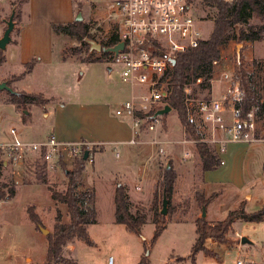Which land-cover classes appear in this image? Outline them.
I'll return each mask as SVG.
<instances>
[{
    "label": "rangeland",
    "instance_id": "rangeland-1",
    "mask_svg": "<svg viewBox=\"0 0 264 264\" xmlns=\"http://www.w3.org/2000/svg\"><path fill=\"white\" fill-rule=\"evenodd\" d=\"M94 2L97 3V0H0V37L12 10H14V27L10 34L11 41L13 39L18 41L22 24L28 22L25 39L18 46L10 41L6 49L2 51L4 59L0 63V82L8 80L10 86L28 93H41L43 98L24 107L14 106L8 101V95L0 91V143L8 140L5 128L14 125L12 121L15 123L17 119L25 123V133L28 136L26 138L31 140H38L39 136L43 139L48 133L53 132L58 141L83 140L103 143V145H92L93 152L101 151L102 146L105 149L102 153L95 154L94 163H85L81 178V188H93L97 192L99 222L92 223L88 227L92 243L88 244L79 240V246L73 254L76 264H139L142 257L149 260V264H165L168 261L173 264H192L190 261L178 263L176 259L181 255L189 254L195 237L194 223L191 219L193 197L196 198L194 190L186 192L185 195H182V190H177L176 199L174 200V197L170 199V213L166 214L170 220L166 228L157 242L147 247L154 230L151 222L153 209L160 211L162 208L160 183L164 176V168L169 165L168 162H171L176 176L174 188L178 180L182 184L184 179L194 180L197 183L201 174L194 143L181 141L183 138L187 140L190 138L183 133L184 128L175 110L172 109L168 113L165 125L157 135H154V132H148L135 145H120V155L116 157L113 147L105 141L106 139L99 137L105 136L106 125L119 120V117L113 116L111 109L115 102L128 96L129 87L122 83L119 67L108 58L103 57L100 52L89 50V47H82L81 51L73 53L71 48L81 45H73L74 37L62 32L57 33L53 29V24L65 25L73 21L77 13H80V20L88 23L95 39H101L99 29H95V24L101 19V12L99 5ZM39 5L40 10H38ZM50 7H53L55 12H60V8L68 7L65 11L69 16H61L55 21L49 20L54 39L50 43L49 50L42 56L43 60L35 59L33 69L28 73L23 62L32 56L29 49L33 40L43 47V42L47 43L46 40L49 39L39 21L52 18L49 17V13L52 12ZM192 8L194 14L201 20L202 29L207 38L212 29V21L209 18L212 9L198 0L192 2ZM249 23L261 24L254 17L249 20ZM235 32L234 28L229 30L228 39L221 48L218 63L213 66L212 93L215 96L227 88L226 82L217 79L220 71L228 69L233 70L235 74L237 43L232 38ZM245 49L246 46L243 51ZM13 77L16 78L13 79ZM190 88L194 97L204 99L209 97L208 90L197 83H192ZM263 93L264 88L261 89L260 95ZM44 114L47 115L44 116ZM155 136L158 143L151 142ZM263 137L264 117L255 119V138L258 141L255 140L250 144L257 145L259 151L255 161L254 175L260 170L262 172L263 169L264 141L259 140ZM163 140L166 143H161ZM160 147H164L163 152L159 150ZM77 157L79 156L66 154L62 162L65 163L66 168L71 169L72 161ZM124 158H126L124 166L128 168L127 173L117 175L115 182L125 180L126 185L130 184V177L132 178L138 170L144 173L145 177H149V182L153 179L157 181L155 189L151 188L150 192L141 194L142 200L133 201V205L144 210L147 215V222L142 226L140 234L125 230L123 225L110 218L112 178L110 166H120L119 162ZM43 165L38 160L28 158L24 167H14L11 164H7L4 168L0 167V184H9L13 181L17 190L13 198L0 204V264H13L18 261L20 264H25L43 260L41 255L45 254L46 241L42 237L46 239V235L52 230L47 224L54 220V207H52L48 185L59 190L66 185L67 181L61 163L57 167ZM93 170L95 173L98 171L97 174L101 177H97ZM123 171L126 170L123 169ZM43 177L47 180V184L41 181ZM26 182L35 184H23ZM115 182L112 185H115ZM178 197L181 199L179 203L183 209L182 219L174 220L171 215L178 206L176 205ZM112 204L114 206V202ZM29 205L34 207V211L38 213V216L40 215L39 218L42 217L47 221L44 223L40 218L42 227L46 229L45 232L36 228L29 219L26 211ZM251 225L255 226V229L249 226L241 229L240 232L252 242L255 241L256 246L241 244L239 240L235 241L237 235L232 231L227 235V239L229 238L227 242L220 245V250H225L227 254L222 262H217L218 264H232L237 257V249L242 257L251 259L255 264H264V223ZM142 236L147 238V243L141 238ZM148 250H150L149 253H147ZM110 257L111 262H109ZM196 257L195 264H203L201 252Z\"/></svg>",
    "mask_w": 264,
    "mask_h": 264
},
{
    "label": "trees",
    "instance_id": "trees-1",
    "mask_svg": "<svg viewBox=\"0 0 264 264\" xmlns=\"http://www.w3.org/2000/svg\"><path fill=\"white\" fill-rule=\"evenodd\" d=\"M190 1L194 2V0ZM198 1L212 9L209 17L212 21L211 32L197 47L176 54L175 65L169 72L168 94L164 101L175 110L185 134L194 141L199 168L201 172H204L217 169L221 166L222 159L209 144L202 140L201 133L188 122L183 100V88L190 86L192 83H197L207 90L210 89L209 80L212 77L213 64L220 58L221 48L228 39L229 30L234 28L236 32L232 37L233 40L236 43H242L240 61L238 63L235 61V74L238 78L240 89L239 100L235 102V106L240 110L242 118H247L250 112H253L254 119L264 117V93L261 95L258 93L256 77L248 70L247 62L242 54L246 43L259 42L264 39V0ZM253 17L257 18L261 24L251 25L249 20ZM52 26L57 33L62 32L77 40H81L80 47L71 48L73 53L81 51L82 47H89V44L84 41L85 37L95 39L94 35L90 32L88 23L81 20L77 21L74 19L65 25L53 24ZM117 41V37L113 35L109 38L108 42H102V44L110 46ZM101 55L110 57L111 53L101 52ZM3 59V53L0 50V63ZM35 61L33 58L25 64L27 72L32 70ZM15 78L13 77V79ZM6 81L8 83V80ZM13 89L16 90L15 88ZM16 91L17 94L4 91L9 97L8 101L14 106L24 107L33 101L43 99L41 93L34 94ZM167 116L168 113L162 115L163 126L165 125L164 122ZM85 163L86 161L83 159V156L73 159L71 169L66 168L65 163L61 162V167L67 177L65 188L57 190L48 185V190L50 197L54 201L66 205L69 221L63 222L61 213L57 210L52 230L46 235V252L43 261L25 264H76L74 257L67 251L68 244L74 243L76 240H83L88 244L92 243L88 235L87 226L96 222L97 211L93 205L95 198L94 189L81 188L80 186L82 185L81 178L83 177ZM168 163L169 167L164 168V176L160 183L161 195L163 194L162 192H165L168 199L167 215L170 213L169 204L176 177L171 162ZM41 181L45 184L48 183L45 177ZM16 191L13 181L9 184H0V198L10 200L15 196ZM195 196L200 207L206 206L213 198V195L205 198L199 192H196ZM113 202L114 221L122 224L125 230L140 234L142 226L147 222V215L144 210L132 204L125 184L121 182L115 184ZM26 211L36 228L42 226L41 220L32 205L27 206ZM167 215H163L159 210L153 209L151 222L153 223L154 230L147 247L152 246L165 229ZM236 219L244 222H260L264 219V207L254 212H246L243 209V205L240 204L237 209L230 210L223 220L217 222H208L205 217L201 216L196 218L195 237L189 254L187 256H179L176 260L181 262L187 259L191 263H194L196 256L200 252L210 254V251L205 246V240L212 238L219 244L226 243L228 240L227 235L233 231L232 225ZM213 256H216V254L213 253ZM139 264H149V260L142 257ZM165 264H173V262L168 261Z\"/></svg>",
    "mask_w": 264,
    "mask_h": 264
},
{
    "label": "built area",
    "instance_id": "built-area-1",
    "mask_svg": "<svg viewBox=\"0 0 264 264\" xmlns=\"http://www.w3.org/2000/svg\"><path fill=\"white\" fill-rule=\"evenodd\" d=\"M95 4L99 5L101 12L95 29H99L102 37L94 40L102 44L114 35L118 39L116 43L124 42L123 49L116 55L111 53L108 59L119 67V77L129 91L125 99L115 102L111 111L114 116L129 119L131 137L127 143L135 145L145 133L154 132L157 135L163 129L162 115L156 114V111L166 104L164 99L168 94L172 68L168 57H176L177 53L197 47L206 37L190 0H97ZM72 44L81 45V40L75 39ZM159 50L164 51L166 56L161 55ZM217 79L227 84L218 96L212 93L214 77H211L208 98L192 96L190 86H185L183 100L188 122L219 155L225 152L229 143H250L256 138L253 112L242 118L235 106L240 96L236 74L224 69ZM6 133L8 140L0 143V161L6 160L14 167L24 166L28 158L57 167L66 154L81 157L84 151L88 152L85 161L93 163L96 152L91 151L92 145H103L83 140L58 141L53 132L40 140H28L15 126H9ZM157 140L155 136L151 142L158 143ZM181 141L194 143L186 138ZM115 146L112 150L118 156L119 150ZM159 150L163 152L164 147ZM7 200L0 198V204ZM236 235L240 240V235ZM232 264L255 263L238 253Z\"/></svg>",
    "mask_w": 264,
    "mask_h": 264
},
{
    "label": "crops",
    "instance_id": "crops-1",
    "mask_svg": "<svg viewBox=\"0 0 264 264\" xmlns=\"http://www.w3.org/2000/svg\"><path fill=\"white\" fill-rule=\"evenodd\" d=\"M55 6H57V5H55ZM40 9H41V6L39 5L38 10H40ZM67 9H68V7H65L64 9L60 8V12H55V10L52 7L51 8L52 12L49 13V17H52V18H50L48 20L40 19V21H39L40 26H42L44 28L45 32H47L46 34L48 35L49 39L46 40L47 43L43 42V47H42V45H40V43L34 42V40H33L32 46L29 49L31 51L30 53L32 54V56L29 58V60H26L25 62H23V65H25L27 62L30 61V59H33V58L38 59V60L40 59L41 61L43 60L42 56L45 54V52H47L49 50V47L51 45L50 43L54 39V35L52 34V30H51V27L49 24V20L55 21V19H58L61 16H64V15L69 16L68 13L65 11ZM27 26H28V22H24V24H22V30L20 32L21 34H20V38L18 39V41H14V39L11 41L16 46H18L19 43L25 39L24 36L26 33ZM46 46H47V48H46ZM245 46H246V49L244 51H242V54L244 56L245 61L248 63V70L250 72H252L256 77L257 89H258V93L260 94L261 89L264 88V39L262 41H259V42L258 41L257 42H248V43H246ZM217 63H218V61L215 62L213 64V66L215 64L217 65ZM108 70H109V68H108ZM30 72H28V73H30ZM232 72H233V70H232ZM11 87L15 88L18 91H24V90L17 89L15 86H11ZM46 115L47 114H44V116H46ZM14 122L15 123H13V121H12V124H14L12 126H15L20 130L21 136L24 137L25 139L31 140L30 138H26L28 136H26V133H25L26 132L25 131V127H26L25 123L20 122L19 119H17V121H14ZM7 129L8 128H5V131H7ZM105 129H106L105 136H102L99 138L106 139L105 141H107L108 144H110L112 147H114L116 145L115 147H118V150H119L120 145L128 144L127 141H129V139L131 137V128H130L129 119L127 117H119L118 121L115 120L111 123V125H108V126L106 125ZM183 133H184V131H183ZM41 137L42 136L37 137V138H39L38 140L42 139ZM259 140L264 141V137L262 139H259ZM256 141H258V140H256ZM163 143H166V141L163 140ZM251 143L252 142H250L248 144L246 142H244V143L243 142L229 143L226 147L225 152L219 154V157L222 159L221 166H219L215 170H208V171L201 172L200 178L197 180V183L194 182V180L188 181L187 179H184V182L182 184V182L180 180H178L176 187L174 188L173 196L171 197V199H173V197H174V200L176 199V196L178 194V191H177L178 189L182 190L181 191L182 195L183 194L185 195L186 192H189L190 190H194V194L196 192L203 194V196L205 198H207L210 195H213V198L205 206V211H206L205 218L208 222H217V221L223 220L230 210L237 209L240 206V204L243 205V209L246 212H254V211H257V210L261 209L262 207H264V164H263L262 172H260L261 171L260 170L257 174L254 175L255 161H256L257 153H259V151H258V146L257 145L252 146V145H250ZM104 149L105 148L102 147V150L98 151L96 153H102ZM263 153H264V151H263ZM119 155H120V150H119ZM115 156H116V154H115ZM118 156H116V157H118ZM125 160H126V158L122 159L119 162V165L121 167L120 166H115V167L110 166L111 167V170H110L111 175L110 176L112 178L110 181L111 198H110L109 205H110V211H111L110 218H112L113 220H114V206H112L113 205L112 202H113V194H114L115 185H112V184L116 181L115 177L117 175H119V174L124 175L127 173L128 168L124 166V164L126 162ZM7 164L10 165L8 162H7ZM6 165H1V167L4 168ZM122 167L126 171H123ZM93 172H94V170H93ZM97 173H98V171H97ZM97 173H95L96 176L101 177ZM137 177H138V179H137ZM139 177H140V179H139ZM133 178H136V179H133ZM178 178H179V176H178ZM149 180L150 179L148 176L145 177L144 173H141V171L138 170L137 172L134 173V176L132 175V178L130 177V184L127 183L128 185H126L125 180L121 181V183L125 184V186H126L127 193L129 195V199L132 202V204H133V201L136 202L138 200H142L141 194H143L145 192H150L152 189L156 188L157 181L155 179H153L152 182L151 181L149 182ZM126 181H128V180H126ZM16 182H18V181H16ZM117 182H120V180ZM117 182H115V184ZM23 184H35V183L26 182ZM181 184L183 186H181ZM64 188H65V186L59 190H63ZM94 191H95V198H94L93 205L97 211V217H96L95 223H98L99 220H98V209H97V195H96L97 192L95 189H94ZM193 198H194L193 199L194 205H193L191 219L194 223V229H195V219L200 217L201 208L199 207L196 198L195 197H193ZM179 199L180 198L178 197V199L176 200V202H177L176 205H178V206L172 212V215H171L174 220L182 219L181 214L183 212V209L180 206L181 203H179V202H181V199H180V201H179ZM51 200H52V204H53L52 207H54V209H53L54 218L56 215V211L59 210L61 213V216H62V221L68 222L69 216L67 214L66 205L64 203L56 202L52 198H51ZM35 210H37L36 206H35ZM195 211H197L196 214H195ZM208 217L209 218L211 217V218L209 219ZM40 218H41L42 222L47 223V221L44 220L42 217H40ZM169 220H170L169 217H167V222ZM253 223H257V224L258 223H264V219L260 222H244V221H241L239 219H236L232 225L233 231L235 233H238V235H240V238H241L243 236V234L240 232L241 229L248 228L249 226H252L251 224H253ZM53 224H54V220H53V222H50L47 225L49 226V228H52ZM89 225L87 226V231H88ZM252 227L254 228L255 226H252ZM163 231H162V233H163ZM162 233L160 234V236L162 235ZM160 236L158 237V239L160 238ZM42 238H43V240L46 241V239L44 237H42ZM141 238L144 241H146V243H147V238L145 236H142ZM238 239H239V237L237 236L235 241H237ZM157 240H156V242H157ZM78 242H79V240H76L74 243H70L67 246V251H69L72 256H73L74 252L76 251L77 247L79 246ZM251 244L256 246L255 241L252 242ZM220 245H222V244L217 243L212 238H207L205 240V246L210 251V254H206V253L201 252L203 264L204 263L218 264L217 262H222V260L225 258L227 253L225 252V250L224 251L220 250ZM238 250L239 249H237V255H238ZM147 253H149V252H147ZM213 253L216 254V256H213ZM44 256H45V254L41 255V257L43 259H44ZM214 257L217 259V261H215L216 259H214ZM31 259H32V257H31ZM186 261H188V260L186 259L184 262H186ZM109 262H111V260ZM184 262L182 261V263H184ZM178 263H180V262H178ZM195 263H196V260L192 264H195ZM13 264H20V262L19 261L14 262Z\"/></svg>",
    "mask_w": 264,
    "mask_h": 264
},
{
    "label": "water",
    "instance_id": "water-1",
    "mask_svg": "<svg viewBox=\"0 0 264 264\" xmlns=\"http://www.w3.org/2000/svg\"><path fill=\"white\" fill-rule=\"evenodd\" d=\"M13 16H14V10H12L8 20L6 21V27L3 31L2 36L0 37V50L1 51L5 50L7 44L11 41L10 34H11L13 27H14ZM80 19H81V15H80V13H77L75 20L79 21ZM85 41L89 44V50L97 51V52H100V51L108 52V53H113L114 55H116L118 53V51L122 50L124 47L123 41H120V42H118L112 46H103L101 43L97 42L94 39H90V38H85ZM241 46H242V43L236 44V60H237V62L240 61V48H241ZM158 52L161 55L166 56V53L164 51L159 50ZM168 59L171 63V66L173 67L175 65V62H176V57L171 56V57H168ZM108 68L110 70V67H108ZM0 91H7L11 94H17V91L14 90L10 85H8L7 81H5V80L0 82ZM171 110H172V108L168 104H165L164 107H162L161 109L156 111V114L164 115V114L169 113ZM24 113H26V111H24ZM87 154H88V152L84 151V154H83L84 160H86ZM6 164H7L6 160L0 161V167H1V165H6ZM167 167H169V165H167ZM167 203H168V199L165 195V192H163V194H162V208L160 210V213L163 215L167 214ZM205 215H206L205 206H202L200 216L205 217ZM39 228L42 230V232L46 231V229H44L42 226H40ZM239 242L241 244H251L252 243V241L249 238H247L246 236H242L240 238Z\"/></svg>",
    "mask_w": 264,
    "mask_h": 264
},
{
    "label": "flooded vegetation",
    "instance_id": "flooded-vegetation-1",
    "mask_svg": "<svg viewBox=\"0 0 264 264\" xmlns=\"http://www.w3.org/2000/svg\"><path fill=\"white\" fill-rule=\"evenodd\" d=\"M102 51H100V53H101ZM103 56V55H102ZM103 57H105V56H103ZM106 58H108L107 56H106ZM4 81V80H3ZM6 81V80H5ZM9 85V84H8Z\"/></svg>",
    "mask_w": 264,
    "mask_h": 264
}]
</instances>
